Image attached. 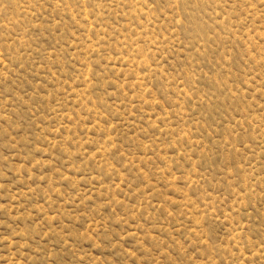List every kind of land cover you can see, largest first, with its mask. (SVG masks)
Returning a JSON list of instances; mask_svg holds the SVG:
<instances>
[{
    "label": "rangeland",
    "instance_id": "rangeland-1",
    "mask_svg": "<svg viewBox=\"0 0 264 264\" xmlns=\"http://www.w3.org/2000/svg\"><path fill=\"white\" fill-rule=\"evenodd\" d=\"M0 264H264V0H0Z\"/></svg>",
    "mask_w": 264,
    "mask_h": 264
}]
</instances>
